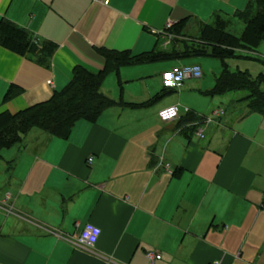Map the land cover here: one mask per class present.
Wrapping results in <instances>:
<instances>
[{
	"label": "crops",
	"instance_id": "obj_1",
	"mask_svg": "<svg viewBox=\"0 0 264 264\" xmlns=\"http://www.w3.org/2000/svg\"><path fill=\"white\" fill-rule=\"evenodd\" d=\"M250 1L0 0V18L57 45L47 66L0 46V112L48 100L75 66L102 70L98 49L138 55L202 44L216 15L239 18ZM184 58L122 65L101 90L134 104L172 94L161 72L201 65ZM191 80L167 100L79 119L66 138L33 127L0 149V264H264V121L246 128L258 112L244 95L228 113L178 106L177 118L161 120L176 97L203 93ZM11 85L22 91L6 99ZM188 111L202 117L193 131ZM88 222L101 231L92 247L77 239Z\"/></svg>",
	"mask_w": 264,
	"mask_h": 264
},
{
	"label": "trees",
	"instance_id": "obj_2",
	"mask_svg": "<svg viewBox=\"0 0 264 264\" xmlns=\"http://www.w3.org/2000/svg\"><path fill=\"white\" fill-rule=\"evenodd\" d=\"M238 13L244 22L239 37L228 31L230 18L216 15L210 26L205 27L209 29L200 36L202 44L191 45L188 49L179 50L171 46L166 50L155 49L138 55H131L129 51L98 49L106 60L102 70L93 72L83 66H75L68 84L63 89L55 91L48 100L13 113L0 112V149L18 144L22 136L33 127L51 136L66 138L77 120L94 121L110 106L149 105L153 99L163 97L167 92L163 91L140 104L126 103L102 92L104 78L110 72L117 73L122 65L170 61L188 56L211 57L221 61V70L215 76L212 88L204 92L206 95L244 91L246 94L242 99L247 101L249 110L264 115V73L261 72L254 78L247 70L238 69L230 72L225 63L226 58L236 56V48L250 49L264 41V0H251L245 9ZM175 31V28H172V32ZM0 46L19 55H28L38 64L45 66L49 64L57 47L51 40L38 41L25 27L5 17L0 18ZM21 91L20 87L11 85L6 93V99L19 95ZM187 116L189 131H193L202 117L192 111H188Z\"/></svg>",
	"mask_w": 264,
	"mask_h": 264
},
{
	"label": "rangeland",
	"instance_id": "obj_3",
	"mask_svg": "<svg viewBox=\"0 0 264 264\" xmlns=\"http://www.w3.org/2000/svg\"><path fill=\"white\" fill-rule=\"evenodd\" d=\"M231 22L228 27V31L232 34L236 35L237 37L241 36L242 30L244 28V22L239 19L238 17L230 18ZM188 35H193L191 33H187ZM251 49V50H250ZM250 49L244 47L236 48V56L229 57L225 59V63L230 72H235L238 69L240 70H247L250 75L256 78L259 73H264V41H260L257 46L252 47ZM193 60L200 62L201 61V70L203 71V77L197 79H189L191 81H198L197 85L200 88V91L203 93H199L197 91H190L191 93L187 96L189 99L186 101L184 100H177L176 97V104L180 106L181 109H195V111L199 114H210L211 109L216 106H220L221 108H225L226 113L229 111L234 110V106H236L237 98L242 97L246 94V92L237 90V91H230L228 95L216 96V95H205L204 92L211 88V81L214 73H217L221 69V61L219 59L214 58H192ZM188 58H184L179 60L180 62L186 63ZM178 62V61H177ZM176 62V63H177ZM166 63H172L171 61ZM168 65H166V68ZM188 80V79H187ZM176 92L164 96L161 100H167L172 95H178ZM160 101V100H159ZM214 116V115H213ZM253 117L246 118L243 122H247L246 128L251 131L252 129H256L261 121H264V115L261 113H254L251 115ZM258 118L255 120V118ZM251 118V119H250ZM252 120V121H250ZM250 121V122H249ZM249 122V123H248ZM252 125H248L251 124ZM253 151L251 152V154ZM264 261V258L261 259Z\"/></svg>",
	"mask_w": 264,
	"mask_h": 264
},
{
	"label": "built area",
	"instance_id": "obj_4",
	"mask_svg": "<svg viewBox=\"0 0 264 264\" xmlns=\"http://www.w3.org/2000/svg\"><path fill=\"white\" fill-rule=\"evenodd\" d=\"M104 4L108 0H102ZM202 76V70L197 64H180L165 69L161 73V83L166 89H179L187 79H197ZM186 110V109H185ZM187 111V110H186ZM179 115L178 105H169L159 110L158 116L163 121H169L177 118ZM92 158L89 157L88 161ZM100 229L92 223H86L78 232L77 239L79 243L85 247H92L100 236ZM150 260L159 259L160 254L147 253ZM215 261L212 264H218Z\"/></svg>",
	"mask_w": 264,
	"mask_h": 264
}]
</instances>
